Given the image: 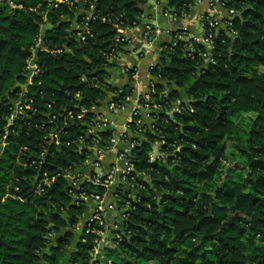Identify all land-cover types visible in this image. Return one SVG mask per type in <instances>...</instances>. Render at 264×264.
<instances>
[{"label":"trees","instance_id":"obj_1","mask_svg":"<svg viewBox=\"0 0 264 264\" xmlns=\"http://www.w3.org/2000/svg\"><path fill=\"white\" fill-rule=\"evenodd\" d=\"M148 1L0 0V264L87 263L91 235L67 252L85 205L72 202L61 175L42 191L36 186L43 173L81 166L89 153L80 146L91 144L85 123L108 92L118 103L130 95L129 87L109 84L106 69L127 44L117 26H136ZM197 1L168 0L166 12L183 22ZM221 2L233 18L211 31V61L201 55L204 44L178 39L179 30L150 70V102L161 110L153 128L139 117L129 124L142 137L129 158L131 177L148 174L151 182L136 178L140 201L127 219L131 235L110 251L114 264H264V0ZM40 36L45 50L36 53L39 70L25 92ZM19 98L33 109L10 125ZM81 109L83 119L66 117ZM109 137L100 132L98 147ZM157 142L169 156L151 161ZM227 146L238 151L241 168L221 171Z\"/></svg>","mask_w":264,"mask_h":264},{"label":"built area","instance_id":"obj_2","mask_svg":"<svg viewBox=\"0 0 264 264\" xmlns=\"http://www.w3.org/2000/svg\"><path fill=\"white\" fill-rule=\"evenodd\" d=\"M50 4L57 6L58 4L73 5L78 0H49ZM219 4L224 8L221 0H218ZM213 5V3H211ZM93 9V5L90 6ZM225 9V8H224ZM227 16L220 17L213 12L203 14L201 17V24L204 28V36L200 41L206 47V51L202 53V57L205 62L211 61V53L213 50L212 45V34L213 29H224L226 24L223 20L233 18V11L226 10ZM91 14L88 15L89 18ZM165 16L175 19L170 13H164ZM230 23H228L229 25ZM206 27V28H205ZM206 29V30H205ZM82 30H86L85 26ZM125 31L121 25L117 26V38L120 41H127ZM186 28L177 33L178 39L188 40V34ZM157 30L153 29L150 25L145 24L143 26V38L145 40L151 39L153 34ZM83 39L81 32L77 33ZM196 41V40H195ZM172 44H175L171 40ZM169 42V43H170ZM191 50V48H189ZM45 47L41 36L38 38L35 46L32 49V56L28 60L29 74L27 83L23 86V91H27V86L31 84L32 78L38 72L39 68L36 63L37 51H44ZM59 50H56L58 52ZM116 57V56H115ZM114 58V57H113ZM155 65H150V70ZM155 79V78H154ZM155 81V80H154ZM154 81L150 84V92L139 98L132 99L131 95H127L124 100L120 103L115 102L113 99L108 102L106 111L101 112L98 107H93L96 116L85 123L86 134L90 139L91 144L87 141L85 144H81L80 149H86L88 155L81 162V166L70 171H65L62 174L54 176H48L43 173L36 188L38 191H42L43 185H50L51 182L55 181L58 176H62L67 181V193L72 198V202L76 205H85L87 202H93L95 205L92 212L84 221H79L78 224L73 228V232L79 230L78 241L81 243L87 242V236H92V245L88 253L86 264H114L113 258L110 256V251L117 250L120 243L131 235V230L127 226V219L129 217L130 210L136 208L134 203L140 201L138 196L137 187L139 186L136 178L150 183V175L137 173L131 177V174L135 172L132 160L129 158L131 150L136 146L140 139L137 138L136 134L133 133L129 127V124L134 120L135 117H139L137 123L142 125V115L147 113L148 117L152 120L150 128H153V124L156 122L157 117L153 113H157L161 110V105L150 102V94L153 90ZM23 95V92L20 96ZM132 102L133 107L130 111L129 122L126 125L117 124L114 121L109 120L106 117V113L114 112L118 109L124 108L128 103ZM180 100L172 106L173 111H180L181 109ZM26 108L33 109L32 104L25 105L21 98L13 103L10 108L11 113L9 116V124L11 125L14 120L26 114ZM191 111H193L191 109ZM87 109H81L77 113L71 111L67 112L66 117L71 119H83ZM54 119V117L52 118ZM61 131V130H59ZM109 131L110 137L108 146L102 150L98 147L96 139L99 137L100 132ZM8 135L4 137L7 138ZM49 139L58 146L60 144L59 132H52L49 135ZM82 137H79L81 140ZM139 139V140H138ZM67 145L69 142L66 143ZM122 145V146H120ZM5 143H2V147ZM109 152L115 154V159L106 167L103 175L96 174L95 169H100L103 157ZM44 152L41 153V156ZM150 160L154 161L160 157H168L169 154L162 150L160 143L153 145V150L149 154ZM90 186L101 188L102 190H90ZM144 187V186H140ZM110 196V200H106L105 195ZM131 202L133 204H131Z\"/></svg>","mask_w":264,"mask_h":264},{"label":"crops","instance_id":"obj_3","mask_svg":"<svg viewBox=\"0 0 264 264\" xmlns=\"http://www.w3.org/2000/svg\"><path fill=\"white\" fill-rule=\"evenodd\" d=\"M213 3V5H211ZM168 0H149L142 6V15L138 20V24L125 31L127 44L124 51L116 57L110 59V65L107 67L108 82L113 87L131 89L132 99L139 98L150 92V84L154 81V77L150 72V65L159 63L162 53V45L169 43L171 33L186 28L188 38L200 41L204 36V28L201 24L203 14L213 12L220 17L227 16V11L218 2V0H198L187 15L185 21L179 22L176 19L165 16ZM150 25L157 30L151 39L143 38V26ZM182 101H185L184 91H181ZM111 92L107 93L104 100L98 106L101 112L106 111L108 102L113 99ZM133 103H128L124 108L118 109L111 113H106L109 120L120 125H126L129 122L130 111ZM142 125L149 126L152 120L144 113L141 118ZM137 138L142 140V137L136 134ZM122 146V145H120ZM123 147V146H122ZM115 159V154L109 152L103 157L100 169H95L94 172L103 175L106 167ZM106 200H110L108 194L105 195ZM93 202L85 204L84 213L80 219L84 221L92 212L94 207ZM79 230L73 232L72 245L75 246L78 241ZM71 245V246H72Z\"/></svg>","mask_w":264,"mask_h":264},{"label":"rangeland","instance_id":"obj_4","mask_svg":"<svg viewBox=\"0 0 264 264\" xmlns=\"http://www.w3.org/2000/svg\"><path fill=\"white\" fill-rule=\"evenodd\" d=\"M244 117H247V115H244ZM246 122V121H245ZM226 144H234L232 141H226ZM232 152L234 153V154H232ZM240 159H239V153H238V151L236 150V149H234L233 147H230V146H227V150H226V159L224 160V162H223V167H221L222 169H221V171L223 170H225V168H228V167H231V168H233V169H239V168H241V163H240ZM61 233H63V231H65V228H62L61 229ZM72 243H73V241L71 242V245H72ZM74 247L75 246H69V248H70V250L68 249V251L67 252H70V251H72L73 249H74ZM157 262H152V263H150V264H156Z\"/></svg>","mask_w":264,"mask_h":264}]
</instances>
